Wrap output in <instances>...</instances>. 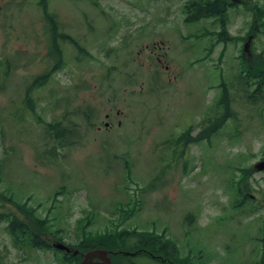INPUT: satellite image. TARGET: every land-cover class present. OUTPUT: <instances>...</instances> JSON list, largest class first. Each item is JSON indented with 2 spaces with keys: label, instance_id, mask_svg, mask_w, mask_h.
I'll return each mask as SVG.
<instances>
[{
  "label": "rangeland",
  "instance_id": "obj_1",
  "mask_svg": "<svg viewBox=\"0 0 264 264\" xmlns=\"http://www.w3.org/2000/svg\"><path fill=\"white\" fill-rule=\"evenodd\" d=\"M183 1L44 0L46 24L41 0H0V210L71 244L137 229L187 264H264V105L238 75L264 56V0H227L230 40L220 17L185 22ZM203 119L209 136L176 148ZM54 120L78 125L58 128L74 144L48 134ZM5 223L4 264H57L13 247Z\"/></svg>",
  "mask_w": 264,
  "mask_h": 264
},
{
  "label": "trees",
  "instance_id": "obj_2",
  "mask_svg": "<svg viewBox=\"0 0 264 264\" xmlns=\"http://www.w3.org/2000/svg\"><path fill=\"white\" fill-rule=\"evenodd\" d=\"M43 1L41 0L42 5V11L45 18V22L47 24V20L49 19V13L47 10H45V7L43 5ZM229 5V2L227 0H185L183 1L182 6V12L184 16V21L186 22H196L199 19L202 18H209L211 16L214 17H220V31L218 34V38L224 40L228 34L225 28V24L223 22L225 11L227 6ZM232 5V4H231ZM58 30L56 27H54L51 24V27L47 26V32L48 36L47 39L50 41V51L52 55H58V52L54 50L53 48H57L55 39L52 36V31ZM54 33H56L54 31ZM229 38V37H227ZM256 64L254 66H247V69L245 71V75L247 77L241 75V79L243 80L244 84H249L248 77L251 78L252 84H253V90L248 95V99L254 102H263L264 105V56L261 55L256 59ZM31 86H37L39 82L31 83ZM224 85V83H223ZM28 90H26V96L27 100H30L28 97ZM26 100V101H27ZM31 101V100H30ZM30 107H32L30 105ZM213 116L207 117V121ZM221 119H218V122L210 123L211 128L213 129L211 132H215L220 125L222 121ZM45 127L47 131L52 134L56 135L58 142L60 132L58 131V128L61 127L63 124L60 120H54V121H48L45 122ZM215 124V125H214ZM216 126V128L214 127ZM57 128V129H56ZM207 130H203L197 134V138L202 139L203 136L208 137L211 133ZM189 137V134L187 135V138ZM186 138L185 135L179 136L176 145V148L181 147L182 145H186L189 140ZM18 207H20L17 204ZM22 215L24 214L25 219L19 218V216L14 211H7V209L0 210V221L5 220L6 221V230L11 236V244L13 247H16L18 249H35V248H42L45 249L49 244H46L44 238L42 237V233H51L50 231L46 230L44 225V220H41L37 217H34L33 215L29 214L28 212H25L23 210L19 211ZM60 230V228H58ZM48 231V232H47ZM54 235V234H53ZM55 236V235H54ZM58 238V236H55ZM60 239V238H58ZM81 250H87L90 248L95 247H103L107 249H126V250H134L138 247L144 246L146 248H149L150 252H171V251H178L175 244L171 240H167L162 237L161 234H158V236L155 233H151L149 231H137V229H121V231H115V232H106L105 234H96V235H85L82 239H79L76 244H74ZM50 247V246H49ZM56 253H60L59 251L54 250ZM113 256V255H112ZM111 256V258H112ZM115 261H124L126 259L127 262L131 261L130 257L128 255L124 254H118L113 257ZM80 259L79 255H74L71 253H61L59 257H56V263L57 264H74L76 261ZM112 259V261L114 262ZM125 261V263H126ZM115 263V262H114ZM0 264H4L3 261L0 258ZM119 264H121L119 262Z\"/></svg>",
  "mask_w": 264,
  "mask_h": 264
},
{
  "label": "water",
  "instance_id": "obj_3",
  "mask_svg": "<svg viewBox=\"0 0 264 264\" xmlns=\"http://www.w3.org/2000/svg\"><path fill=\"white\" fill-rule=\"evenodd\" d=\"M255 166L257 169H263L264 161L256 163ZM51 245L52 247L59 250H63L65 252H71L72 254H80L81 259L75 264H113L109 257V254L113 253L112 250H108L105 248H92L86 250V252H80L78 249H71L70 246L54 239L52 240Z\"/></svg>",
  "mask_w": 264,
  "mask_h": 264
},
{
  "label": "flooded vegetation",
  "instance_id": "obj_4",
  "mask_svg": "<svg viewBox=\"0 0 264 264\" xmlns=\"http://www.w3.org/2000/svg\"><path fill=\"white\" fill-rule=\"evenodd\" d=\"M157 60H160V59H159V58H157ZM106 116H107V115H106ZM106 124H107V123H105V125H106ZM119 262H120L121 264H125V262H124V261L122 262V261H120V260H119ZM119 262H117V263H119ZM115 264H116V263H115Z\"/></svg>",
  "mask_w": 264,
  "mask_h": 264
}]
</instances>
